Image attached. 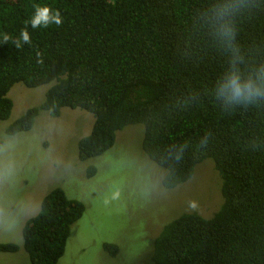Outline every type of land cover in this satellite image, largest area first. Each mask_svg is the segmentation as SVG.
Here are the masks:
<instances>
[{
	"label": "trees",
	"instance_id": "obj_1",
	"mask_svg": "<svg viewBox=\"0 0 264 264\" xmlns=\"http://www.w3.org/2000/svg\"><path fill=\"white\" fill-rule=\"evenodd\" d=\"M208 0H0V37L27 28L32 43L0 42V119L13 108L8 92L17 82L36 87L54 82L40 108L60 115L63 107L93 113L89 134L79 140L82 160L111 148L117 132L142 123L145 153L166 168L173 188L212 163L220 175L223 203L210 217L184 212L152 242L147 264H264V108L223 112L204 95L221 70L222 57L207 43L196 9ZM238 39L251 61L264 60V2L245 0ZM35 5L59 9L63 24L32 30ZM40 52L43 63L37 62ZM32 107L7 129L33 126ZM179 165L165 159L173 144H197ZM82 201L56 187L23 226L32 264H57ZM110 248V245H107ZM19 245L0 242V251Z\"/></svg>",
	"mask_w": 264,
	"mask_h": 264
},
{
	"label": "rangeland",
	"instance_id": "obj_2",
	"mask_svg": "<svg viewBox=\"0 0 264 264\" xmlns=\"http://www.w3.org/2000/svg\"><path fill=\"white\" fill-rule=\"evenodd\" d=\"M53 83H15L8 92L12 112L0 119V242L19 245L16 252L0 251V264H32L23 226L56 187L85 205L57 264H147L151 244L168 222L190 211L210 217L220 208L222 180L212 163L198 165L176 187L164 186L166 168L145 153L142 123L125 126L111 148L82 160L79 140L95 116L79 107H63L60 115L40 108ZM32 107L39 108L33 126L9 134Z\"/></svg>",
	"mask_w": 264,
	"mask_h": 264
},
{
	"label": "clouds",
	"instance_id": "obj_3",
	"mask_svg": "<svg viewBox=\"0 0 264 264\" xmlns=\"http://www.w3.org/2000/svg\"><path fill=\"white\" fill-rule=\"evenodd\" d=\"M34 7V13L26 22L32 30L63 24L59 9L53 10L48 5ZM245 10V0H208L196 9L197 24L204 31L207 43L222 57L221 70L206 86L204 95L223 112L264 108V60L251 61L238 39L239 21ZM9 41L20 48L24 44L31 45L32 37L25 28L15 38L6 34L0 37V42ZM36 56L37 62L43 63L42 54L37 52ZM207 145V137L200 138L197 144H173L165 150V159L179 165L188 151H203ZM189 207L195 210L197 205L190 201Z\"/></svg>",
	"mask_w": 264,
	"mask_h": 264
}]
</instances>
